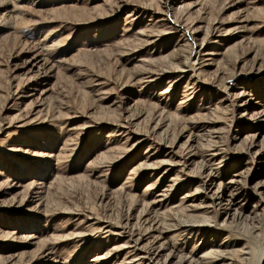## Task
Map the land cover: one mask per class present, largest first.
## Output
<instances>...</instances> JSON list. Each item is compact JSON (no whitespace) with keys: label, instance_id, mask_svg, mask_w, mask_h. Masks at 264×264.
Listing matches in <instances>:
<instances>
[{"label":"rangeland","instance_id":"1","mask_svg":"<svg viewBox=\"0 0 264 264\" xmlns=\"http://www.w3.org/2000/svg\"><path fill=\"white\" fill-rule=\"evenodd\" d=\"M1 7L0 264H264V0Z\"/></svg>","mask_w":264,"mask_h":264},{"label":"bare ground","instance_id":"2","mask_svg":"<svg viewBox=\"0 0 264 264\" xmlns=\"http://www.w3.org/2000/svg\"><path fill=\"white\" fill-rule=\"evenodd\" d=\"M0 5L2 6L1 8L5 11V10H6V0H2V1H0ZM7 17H8V16H7ZM233 212H234V213H233L232 216H231L232 220L235 221V219H239V221H240V219H241L240 216H242L241 211H239V210H237V209H234ZM233 223H234V222H233ZM184 224H186V223L183 221L182 225H184ZM225 227H226V229H231L230 227H227L226 225H225ZM157 255H158V252L155 251V252L149 254V257H151L150 259H156V256H157ZM149 261H150V260H149Z\"/></svg>","mask_w":264,"mask_h":264}]
</instances>
